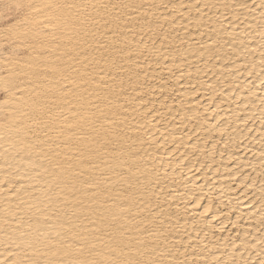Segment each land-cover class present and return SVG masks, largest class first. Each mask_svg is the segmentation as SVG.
Returning <instances> with one entry per match:
<instances>
[{"label":"snow or ice","instance_id":"6c2138e0","mask_svg":"<svg viewBox=\"0 0 264 264\" xmlns=\"http://www.w3.org/2000/svg\"><path fill=\"white\" fill-rule=\"evenodd\" d=\"M151 7L168 8L169 5ZM145 8L144 4L123 2V0L119 3H113L111 0L108 2L0 0V20L4 21V26H0V41H3L0 44L2 50L0 54L7 53L5 62L12 65L14 74L21 78L19 83L8 77L0 79V95L4 97L2 104L17 105L4 117V122L0 123V141L8 144L3 150V155L7 156L10 150L17 148L40 152L43 144H48L51 149L49 141L55 142L62 136L66 137L64 143L67 146L72 136H67L66 133L79 129L75 133L76 140L73 142L72 150L80 154L78 159L81 163L85 151L89 161L102 154L116 153L126 157L125 162L131 160L132 165L135 166V171H132L130 166L121 176L129 187H133L127 174L130 172L141 185L139 191L143 195H147L150 188H160L162 178H167V170L162 177L159 168L147 166L148 149L153 147L158 151L164 149L161 156L166 154L171 158L174 152L179 150L183 139L174 133L156 137L152 132V128L162 122L161 117L165 119L167 117L163 111L155 107L154 101L145 100L148 93L142 91L144 85L140 82L139 71L135 73V84H132V77H128L127 82L132 84V90L136 93L131 98L126 95L125 80L121 78L119 83H116V75L113 74L124 71L117 63L116 53L123 54L127 61H131L134 55L143 56L146 61L155 55L156 63L160 62L159 57L162 53L155 42L149 46L143 37L135 40L137 26L142 32L149 31L155 34L156 26L163 31L158 17L153 19L147 10L141 12ZM178 8L188 11L189 14L195 9L198 14L195 17L189 15L188 19L190 23L195 22V31L201 37L198 49L201 59L207 53L210 54L211 60L217 54V50L223 47L220 43L223 40L228 46L229 55L236 56L237 51L240 52L236 59L227 61L225 66L240 65L229 71L235 74L242 68L249 77L246 92L251 94L253 88H259L262 93L259 96L261 104V128L258 140L261 169L258 174L259 187L257 188L256 180L251 176H244L240 171L242 165H238L235 172L229 174L233 186L239 182L241 189L244 190L243 195L248 196V191L254 190L253 195L249 197L251 201L248 205L249 220L258 216L259 235L255 238L256 242L251 244L247 240H240L239 234L234 239L226 240L225 247L230 246L233 249L229 259L215 257L212 264H264V0H224L222 3L220 0H195V3L189 0L188 3L173 5L171 11L176 12ZM221 9L227 14L222 13ZM133 13L138 14L133 15ZM172 23L175 24V17L172 18ZM125 30L133 31V40L126 39ZM161 39L167 40V34ZM180 43L183 45L184 41L181 40ZM170 50L179 54L176 49ZM257 51L258 65L254 55ZM33 53L36 55L34 56ZM46 55L54 56L55 61L59 63L45 64L42 67L35 64L37 59ZM163 59L166 61L168 56L164 55ZM173 62L175 63V56ZM101 64L103 67H100ZM24 67L29 69L35 67L36 70L25 72ZM136 67H141L139 60L136 61ZM189 67H191L190 63ZM257 67H259L258 72ZM199 71L200 69H197V72ZM188 75L191 77L192 73L189 72ZM96 76L100 77L99 80ZM25 77L28 78L27 87L21 88V84L25 83L23 79ZM105 77L113 83H107ZM180 77L181 79L184 77L183 68L180 70ZM53 78H55L54 82ZM163 80L162 76L161 81ZM256 81L259 83L256 84ZM218 85H220L219 80L215 85L209 82L203 87L204 92L212 94V102L204 107L203 113L197 110V119L203 122L200 126L208 132L218 130L221 134L220 140L212 145V152L204 153L206 156L211 154L213 161L214 153L221 141L224 143L221 156L230 147H238L232 135L229 134L228 139H224L227 129L222 125L225 121L217 119L219 106L216 105V100L224 95L222 87L220 91L217 90ZM180 86L183 87V84L181 83ZM29 88L30 94L25 99L24 93ZM161 90L163 91V88ZM189 91L197 93V96L200 95V90L195 85ZM122 99L125 102H122ZM134 102H139L140 107L133 108L132 111L137 115L129 117V105ZM183 103L184 101H181V104ZM148 104L154 106L149 108ZM62 105L68 106L67 110L72 114L71 122L69 117L64 115ZM164 106L161 104V109ZM247 107L245 105V108ZM105 108L108 111H105ZM54 109L57 110L55 113ZM170 114L169 108L168 115ZM187 119L191 120L192 117L189 116ZM237 119L244 124L249 134L255 131L254 127H248L249 123L255 120V116L248 118L246 115H238ZM29 121L31 123H28ZM126 126L129 131L137 135L132 138L131 148H125L123 143L117 148V143L129 139L125 134ZM228 127L231 128V125L229 124ZM33 128L39 129L48 139L40 141L37 136L38 142L33 143L28 138V133L32 132ZM52 131L56 132L55 137L49 136V132ZM232 132H239L244 136V129L239 127L232 128ZM195 134L194 128L188 137L189 141ZM33 135L35 136L36 133L33 132ZM169 135H171V144ZM196 138L199 139L198 136ZM211 139L215 140L216 137L213 136ZM137 144L139 148H135ZM172 145L175 147L173 148ZM192 147L196 146L192 145ZM141 153L144 155L141 156ZM60 156V152L50 151L43 157L48 160V166L40 164V170L35 171L34 176L17 177V183L24 179L39 183L43 177L46 187L40 189L41 195L37 196L29 192L23 184L16 187L15 184L8 182L11 198L5 201L8 207L0 216V233L3 234L0 238V264H201L199 258L188 259L187 248L192 247L191 243L184 246L185 251L179 250L180 240L172 242L176 254L169 250L167 256L171 257L170 260L160 258L164 256L163 252L158 255L152 254L157 252V248L153 246L156 241L161 237L167 240V236L164 235L167 223L162 217L176 216L179 220L180 205H176L175 211H172V205L169 204L168 210L165 211L160 204H157L151 210V219L145 217L144 220H138L139 212L132 211L136 192H117L118 200L108 196L107 190L101 187L104 180L89 177L82 183L85 194L90 192L91 199V204L85 206L84 201L76 195L80 189H77L75 184L77 178L84 173L76 171L78 165L68 164L65 168ZM138 157L145 160L143 166L139 163ZM66 159L72 158L66 157ZM178 166L182 167V165ZM91 167L95 169L98 165L92 164ZM161 167H163L162 163ZM205 167L211 169L213 164L205 162L195 170L204 171ZM252 167L255 171L256 165ZM35 168L36 165H33L34 170ZM238 176H242L243 179L238 180ZM141 177H144L147 183H144ZM32 187L35 188V185ZM2 191L3 189H0V193ZM143 195L140 196V202L147 208L151 201L144 200ZM167 195L171 196V192ZM198 199L203 197H197L193 192L191 202L196 207H204L196 203ZM93 204L97 207H92ZM157 208H160V211H157ZM253 209L256 211L253 212ZM183 211L187 213V202L183 204ZM235 213L236 208H232L228 215ZM210 214H212L211 204L200 214L201 220L206 219ZM92 216L95 218H90ZM81 218L88 223H73ZM243 218L241 213L236 216L235 221L230 220L233 228H238ZM121 219L124 220L123 224L119 223ZM213 219L219 218L213 214ZM225 230L222 225L220 231ZM237 240H240V244L236 243ZM252 250H256V260L253 259ZM244 252H249V255L245 257ZM193 255L202 257L203 253H193ZM179 256H184L185 259H179Z\"/></svg>","mask_w":264,"mask_h":264},{"label":"bare ground","instance_id":"6f19581e","mask_svg":"<svg viewBox=\"0 0 264 264\" xmlns=\"http://www.w3.org/2000/svg\"><path fill=\"white\" fill-rule=\"evenodd\" d=\"M40 2H43V0H40ZM104 2H108V0H104ZM111 2L119 3L121 0H111ZM123 2L144 4L146 8L142 9L141 12L147 10L150 17L153 19L158 17L159 25L163 28V31H161V28L156 26L155 34L149 31L142 32L138 26L135 29V40H140L141 37H143L149 46L155 42L156 47L160 49L162 55L159 57V64L156 63L157 57L155 55L147 61L143 56L134 55L131 61H127L123 54L116 53L117 63L123 67L124 71L119 74H113L116 75V83H119L121 78L125 80L124 88L126 90V95L131 98L136 95L132 90V84L136 83L135 73L139 71L141 73L140 82L144 85L142 91L148 93L145 96V100L154 101L155 107L163 111L167 117L166 119L161 117L162 122L157 123L155 127L152 128V132L156 137H159L161 134L169 133H174L177 137H182L183 143L179 150L174 152L171 158L166 154L163 155V157L161 156V153H164V149H160L159 151L155 147L148 149L149 154L146 160L147 166L151 168H159L162 177L164 171L167 170V178H162L160 188H150L147 195H143L139 191L141 185L136 182V178L132 177L130 172L127 174L130 177L133 187H129V184L121 179V176L125 174V169L130 166H132V171H135V166L132 165L131 160L125 162L127 159L126 157L120 156L116 153H108L102 154L89 161L87 159V152L85 151L84 160L81 163L78 159L80 154L72 150L73 142L76 140L75 133L78 132L79 129L66 133L67 136H72V139L68 141L67 146L64 143L66 137L62 136L55 142L49 141V143H51V149L48 144L41 145L40 152H30L17 148L10 150L8 155L5 156L3 155V150L5 147H8V144L5 141H0V145H2L0 146V189H3L2 193H0V216L3 215V210L8 207L5 201L11 198V193L8 192V187L10 186L8 183L9 181L15 184L16 187H20V185L23 184V186L27 188L29 192H33L34 195L39 196L42 194L40 189L46 187L43 177L39 183L31 179H24L17 183V177L34 176L35 171L40 170V164L48 166L49 162L47 159L43 158L44 154H47L50 151H55L61 153L60 160L64 163L65 168L68 164L74 166L78 165L76 171L84 173L77 178L75 184L76 188L80 189L76 195L80 200L84 201L85 206L91 204V199L90 192L87 195L85 194L82 188V183L89 177H95L97 180H104L101 187L107 190L108 196L118 200L119 198L116 197L117 192H136L137 196L134 198L132 211L134 213L139 212V216L137 217L138 220H144L145 217L151 219V210L157 204H160L165 211L168 210L169 204L172 205V211H175L176 205L181 206L179 220H177L176 216L169 217L165 215V217H162L166 219L167 223L166 230L164 231L167 240L161 237L156 241L153 246L157 248V252L152 253L153 255H158V253L163 252L164 256L160 258L170 260L171 257L167 256V252L170 250L176 254V248L173 247L172 242L180 240L181 245L179 246V250L181 252L185 251V245L189 243L192 245L191 248H187V252L189 253L188 259L199 258L201 264H205V261L207 264H212L215 257H222L224 260H227L233 249L230 246L225 247V241L230 238L234 239V237H232V235L229 237V234H226L227 231L221 232L220 228L222 225H226L225 215L229 213L232 208H236V216L243 213L244 223L238 232L240 240H247L250 244L255 243V238L259 235L258 216L251 221L249 220L250 212L248 205L251 201L247 199L248 196L243 195V189L237 191V188L240 186L239 182L237 183L238 187L233 188L229 174L230 172L234 173L238 165H242L240 169L242 173L246 169L253 170L252 166L256 165L254 171L255 177H253V179L255 180L257 178V172L260 170V144L258 143V140L260 138L261 128V104L259 96L262 95V93L259 88H253L251 94L246 92L249 77L247 72H244L242 68L240 72L235 74H232L229 71V69H234L240 65L227 64V66H225L227 61L236 59V57L240 55V52L237 51L236 56L229 55L228 46L224 44L223 40L220 42L223 47L217 50V54L213 56L211 60L209 59L210 54L207 53L201 59L198 51L201 37L199 33L195 31V22L193 21L190 23L188 19L189 15L192 17L198 15L195 9L191 11V14L180 8H178L176 12L171 11L173 5L178 6L180 3H188L189 0H123ZM192 2L195 3V0H192ZM220 2L222 3L224 0H220ZM163 4H168L169 7H151L152 5ZM213 11L215 12V10ZM220 11L227 14L224 9H221ZM181 13H183V15H181ZM137 14L138 13H133V15ZM173 17H175V24L172 23ZM1 21L2 20H0V22ZM216 26L219 27V25ZM125 32L126 39L133 40V31L125 30ZM165 34H167V40L162 41L161 37ZM205 39H207V37H205ZM181 40L184 41L183 45L180 43ZM0 44H2V41H0ZM132 47H135L134 43ZM237 47H239L238 44ZM170 49L178 50L179 54ZM193 53H195V55H193ZM33 55L35 56L36 53H33ZM164 55L168 56L166 61L163 59ZM254 55L256 56V64L258 65L259 52L257 51ZM174 56L175 63L173 62ZM6 57V52L0 54V79L8 77L19 83L21 78L14 74L13 66L5 62ZM137 60L140 62V68L136 67ZM54 62L59 63V61H55L54 56L46 55L43 58L37 59L35 64L42 67L45 64H51ZM189 63L191 64V67H189ZM249 63H251V58H249ZM149 65L151 66L149 67ZM177 65H179V67H177ZM100 67H103V64H101ZM181 68H183L184 71V77L182 79L180 77ZM197 69H200V71L197 72ZM33 70H36L35 67L33 69L24 67L23 69L25 72ZM97 71H99V69H97ZM256 71H259V67L256 68ZM189 72L192 73L191 77L188 75ZM129 76L132 77V84L127 82ZM162 76L164 77L163 81H161ZM99 78V76H96L97 80H99ZM23 79L25 80V83L21 84V88H26L28 78L25 77ZM54 79L55 78H53V82ZM105 79L107 83H113V81L107 77H105ZM218 80L220 81V85L217 86V90L220 91L222 87L224 95L216 100V105L219 106V116L217 119H223L225 121V124L222 125V127L227 129L224 139L227 140L228 135H232L238 147H230L224 155L221 156V152L224 151V143L221 141L214 153L215 160L213 161L211 154L206 156L204 153L205 151L209 153L212 152V145L216 144L217 140H220L221 134L218 130L208 132L204 127H201L200 125L203 122L198 121L197 110L199 113H203L204 107L212 102V94L204 92L203 87L209 82L215 85ZM177 81H180V83H177ZM45 83H48V81H45ZM181 83L183 84V87L180 86ZM258 83L259 81H256V84ZM193 85L200 90L199 96H197V93L189 91ZM69 87H71V85H69ZM162 88L163 91L161 90ZM29 94L30 88L28 91H25L24 98L26 99ZM17 96H19V93H17ZM3 99L4 97L1 96L0 123H3L4 117L7 116L13 108L17 107V105L13 103H9L6 106L3 105ZM69 99H71V97H69ZM181 101H184V103L181 104ZM122 102L125 101L122 99ZM161 104L165 105L162 109ZM245 105L248 107L245 108ZM153 106V104H148L149 108ZM101 107H104V105H101ZM139 107V102H134L129 105V117L137 115L132 109ZM62 108L64 109V115L68 116L69 121L71 122L72 114L67 110L68 106L62 105ZM169 108L171 109L170 115H168ZM189 109H191V111H189ZM104 110L108 111L107 108ZM56 111L57 110L54 109V113ZM238 115H246L248 118L255 116V120L248 125L249 128L254 127L255 131L249 134L247 129H245L244 124L237 119ZM189 116L192 117L191 120L187 119ZM28 123L31 122L29 121ZM229 124L231 125V128L228 127ZM58 126L59 125H57V127ZM236 127L244 129V136H241L239 132H232V128ZM194 128L196 129V134L193 136L192 140L189 141L188 137L192 134V129ZM33 132L36 133L35 136L33 135ZM125 134L129 139L117 143V148H119L120 143H123L125 148H131L133 144L132 138L135 137L137 133L129 131L126 126ZM37 136L40 141L48 139V137L44 136L43 132L36 128H33L32 132L28 133V138L33 143L38 142ZM49 136L55 137L56 132H49ZM197 136L199 139L196 138ZM213 136L216 137L215 140L211 139ZM168 138L169 143L171 144V135H169ZM57 144L60 146L57 147ZM192 145H195L196 147L193 148ZM109 147L111 148V145H109ZM145 147H147V145H145ZM172 147L174 148L175 145H172ZM135 148H139V145H135ZM143 155L144 153H141V156ZM66 157H71L72 159H66ZM137 159L142 166L145 164V160L140 159L139 157ZM197 161H200V163H197ZM205 162L212 163L213 167L211 169L205 167L204 171L197 172L195 169L200 168L201 164ZM161 163L163 164V167H161ZM92 164L98 165V167L93 169L91 167ZM33 165H36L35 170L33 169ZM178 165H182V167ZM141 170H143V168ZM244 176L248 175L245 174ZM104 178H106V180ZM242 179V176H238V180ZM141 180L144 183H147L144 177H141ZM258 184L257 188L259 187ZM32 185H35V188H33ZM174 189L175 191H173ZM161 192L163 194H161ZM169 192H171V196L167 195ZM193 192L197 197H203V199H198L196 203L202 204L204 207H196L191 202ZM141 195H143L144 200L150 199L151 201L147 208H145L140 202ZM237 201H239L238 205ZM185 202H187V213H184L183 211V204ZM210 204L212 205V214L208 215L206 219L201 220L200 214L203 213L204 208L208 207ZM92 207H97V205L93 204ZM221 208H226L227 210L225 212L223 211L225 218L222 217L223 215L221 216L222 211L219 210ZM141 209H143V211H141ZM157 211H160V208H157ZM252 211L255 212L256 209H253ZM213 214L219 219H213ZM193 217H195V219H193ZM90 218L95 217L92 216ZM227 219L229 220V216ZM73 223L87 224L88 221L81 218L80 220L73 221ZM119 223L123 224L124 220L121 219ZM209 225H211V227H209ZM205 233H207V235H205ZM2 237L3 234L0 233V238ZM240 240H237L236 243L240 244ZM256 250H252L254 260L257 259L255 257ZM241 251H243V249H241ZM201 252L203 253L202 257L193 255V253L200 254ZM209 253L214 255H210ZM244 255L247 257L249 252H244ZM178 258L185 259L184 256H179Z\"/></svg>","mask_w":264,"mask_h":264},{"label":"rangeland","instance_id":"374dc122","mask_svg":"<svg viewBox=\"0 0 264 264\" xmlns=\"http://www.w3.org/2000/svg\"><path fill=\"white\" fill-rule=\"evenodd\" d=\"M2 23H3V24H2ZM1 25L4 26V21H3V20L0 22V26H1ZM2 43H3V41H2ZM6 46H7V45H5V47H6ZM1 96H2V95H0V97H1ZM208 171H209V170H208ZM260 171H261V169L257 172V175H256L257 178L255 179L258 183H259V180H260V176L258 175V174L260 173ZM243 174H244V175L247 174L248 176H251L252 178L255 177V175H254V174H255L254 171H253V170H250V169H246V170H244V171H243ZM258 183H257V184H258ZM258 185H259V184H258ZM232 186H233V184H232ZM237 187H238V184H236L235 186H233V188H237ZM240 190H242V189H241V187L239 186V187L237 188V191H240ZM253 191H254V190H252V191L249 190V191H248V197H247V199H249V197L252 196V194H253L252 192H253ZM221 209H222V214H221V216L223 215L222 217H224L225 214L223 213V211L225 212V211H227V210H226V208H221ZM229 212H230V211H229ZM226 213H227V212H226ZM228 216H229V215H228V213H227V214L225 215V217H226V219H225V224H226V225L224 226L225 229H226L225 231H227V233H226V232H224V233L229 234V235H228L229 237L232 235V237L235 238L236 235L238 234L239 230L242 228V224L244 223V220L242 219V220L239 222L240 226H239L238 228H233L232 223L230 222V220H231V221H235L234 219H235L236 213H235L234 215L229 216V220L227 219ZM225 217H224V218H225ZM230 217H231L232 219H231ZM226 220H227V221H226ZM217 222H219V221H217ZM245 222H246V221H245ZM236 231H237V232H236Z\"/></svg>","mask_w":264,"mask_h":264}]
</instances>
